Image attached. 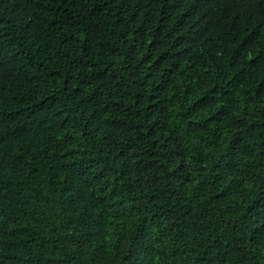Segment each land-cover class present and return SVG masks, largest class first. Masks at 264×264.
<instances>
[{
  "label": "trees",
  "instance_id": "trees-1",
  "mask_svg": "<svg viewBox=\"0 0 264 264\" xmlns=\"http://www.w3.org/2000/svg\"><path fill=\"white\" fill-rule=\"evenodd\" d=\"M0 264H264V0H0Z\"/></svg>",
  "mask_w": 264,
  "mask_h": 264
}]
</instances>
